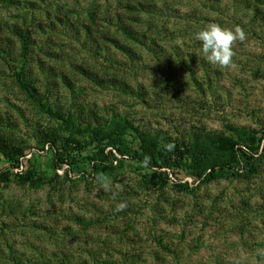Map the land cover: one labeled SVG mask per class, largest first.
I'll list each match as a JSON object with an SVG mask.
<instances>
[{
	"label": "rangeland",
	"instance_id": "obj_1",
	"mask_svg": "<svg viewBox=\"0 0 264 264\" xmlns=\"http://www.w3.org/2000/svg\"><path fill=\"white\" fill-rule=\"evenodd\" d=\"M138 2L146 11L131 21L128 6ZM118 21L141 31L142 43L116 33ZM208 23L246 33L231 67L204 59L195 33ZM22 33L23 64L43 102L82 127L108 129L111 140V119H123L114 128L131 122L123 143L132 156L105 157L88 132L82 149H70L72 177L56 167L40 146L62 126L13 75ZM0 121L7 142L29 147L22 170L0 153V173L9 171L0 179V264H264L262 149L254 167L242 162L208 181L195 179L186 152L215 163L217 146L263 130L264 0H0ZM104 142L105 153L113 149ZM181 151L180 172L165 168L171 180L154 185L155 159ZM26 166L35 186L21 182Z\"/></svg>",
	"mask_w": 264,
	"mask_h": 264
},
{
	"label": "trees",
	"instance_id": "obj_2",
	"mask_svg": "<svg viewBox=\"0 0 264 264\" xmlns=\"http://www.w3.org/2000/svg\"><path fill=\"white\" fill-rule=\"evenodd\" d=\"M9 1V0H5ZM249 4V2H247ZM130 9L131 14H134L135 16H131L130 20H136L141 17L142 11H146L143 7V4L141 2H138L134 6H128ZM254 15H259L260 10L255 7L254 8ZM137 17V18H136ZM116 33H121L122 36L126 37L128 40H131L132 42L138 41L141 42V31H138L135 29V27L132 24H127L126 22H120L118 21V24L116 23ZM25 33V32H24ZM22 33V41H23V48H24V54L19 61V65L15 66V70L13 72V75L15 77L16 84L21 92L26 94L28 100H30L32 103H35L39 109L47 114L51 119L58 120L60 122L59 125L62 126V132H57L52 135H47L43 140H41V149L45 150L46 148H50V150H53L55 155V165L56 167H63L64 165H67L66 168H64V175L68 177H72V173L75 172L74 165L76 163L75 158H69V153L72 150H75L77 148L82 149L83 147V141L82 138H85L86 134L88 132H91L93 135H95V138L97 139L98 143L97 145L100 147V150L105 155V157H109V155H113L114 151L116 150L120 155L126 156L131 155V148L127 146L125 143H123V133L128 128H134L135 126L129 122L126 121L122 125H119L118 127L114 128L115 123L119 124L123 121L120 116L116 115L113 119H111L112 127L115 131V133H118L117 136L111 140L112 134L108 132V129H91L89 127H82L78 124H76L73 120V118L70 115L62 114V112L58 109H54L50 106H48L46 103L43 102V98L40 97L38 93V87L34 83L33 78L29 76V69L27 65L23 64V61L27 58V51L29 48V43L27 42L26 33ZM140 36V37H139ZM117 47L123 51L131 53V50H129L128 46H123L122 44H117ZM85 74L93 75V71L88 70H81ZM97 77V76H96ZM95 77V78H96ZM66 86L73 89V83L68 81L66 79ZM49 90V89H48ZM2 131H5V128L0 121V153L2 154L3 159L8 162L13 168H19L21 165L24 166V162L27 163V160H24L22 157L26 155V151L29 148L28 146H19L12 143H9L6 141ZM109 133V134H108ZM258 133H260L258 135ZM108 139V140H105ZM110 140L112 142H110ZM108 141V144L113 145V149L111 148L108 152L106 151L105 142ZM242 143L230 141L227 144L223 146V148H220L217 146V149H221L224 154L220 155L217 160H214L215 163L207 162L205 163L203 159L199 156V153L192 148H187L186 152L189 153V156L193 159L194 163V174L195 179L199 180H205L208 181L212 178V175L216 171H221L225 173L233 172L234 170H237V166H240L239 163L243 164H250L252 167H254V159L255 154L260 153V149H262V152L259 154L260 156H264V125L262 131H254L250 132L248 136L242 137L241 139ZM57 142L59 144L57 145ZM61 145V146H60ZM262 146V147H261ZM71 149V151H70ZM149 147H145L144 150H148ZM186 152H180L179 154H171L168 158H161V161L155 159L153 166L157 168V170H154L149 174V180L152 181V183L156 186H159L161 188L165 187L169 180V173L168 170H164L165 168H173L176 169L175 174L180 172V169L186 164ZM151 154V153H150ZM152 155V154H151ZM132 156V155H131ZM243 158V159H242ZM140 159V157L138 158ZM143 162L145 161V158H141ZM152 157L150 156V160ZM150 163V162H149ZM97 165L94 167L96 168ZM251 167V168H252ZM253 169V168H252ZM210 170V171H209ZM8 172H1L0 173V179L5 178L7 179L9 176ZM57 175V174H56ZM21 182L22 183H30L31 185H36V180H33V171L32 169H29L28 166H26V169L24 171V174L21 176ZM178 184V183H177ZM182 188L190 189L188 187V182L181 183Z\"/></svg>",
	"mask_w": 264,
	"mask_h": 264
},
{
	"label": "clouds",
	"instance_id": "obj_3",
	"mask_svg": "<svg viewBox=\"0 0 264 264\" xmlns=\"http://www.w3.org/2000/svg\"><path fill=\"white\" fill-rule=\"evenodd\" d=\"M195 39L201 43L204 59L215 66L226 68L232 66L234 56L233 44L236 40L243 42L246 33L239 25L226 27L219 23H208L195 33ZM173 144H166L165 148L171 150ZM150 162V157H145V165ZM119 207H123L120 205Z\"/></svg>",
	"mask_w": 264,
	"mask_h": 264
},
{
	"label": "built area",
	"instance_id": "obj_4",
	"mask_svg": "<svg viewBox=\"0 0 264 264\" xmlns=\"http://www.w3.org/2000/svg\"><path fill=\"white\" fill-rule=\"evenodd\" d=\"M24 168V166L23 165H21V167H19V168H16V169H18V170H22Z\"/></svg>",
	"mask_w": 264,
	"mask_h": 264
}]
</instances>
